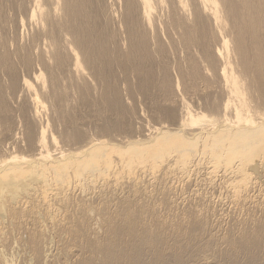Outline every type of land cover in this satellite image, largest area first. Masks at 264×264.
<instances>
[{"label":"bare ground","instance_id":"bare-ground-1","mask_svg":"<svg viewBox=\"0 0 264 264\" xmlns=\"http://www.w3.org/2000/svg\"><path fill=\"white\" fill-rule=\"evenodd\" d=\"M0 264H264V0H0Z\"/></svg>","mask_w":264,"mask_h":264}]
</instances>
